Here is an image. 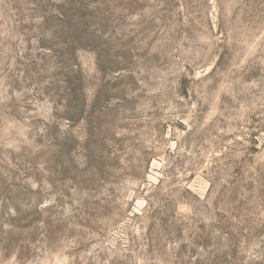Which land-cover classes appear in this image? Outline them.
<instances>
[{
  "label": "rangeland",
  "instance_id": "obj_1",
  "mask_svg": "<svg viewBox=\"0 0 264 264\" xmlns=\"http://www.w3.org/2000/svg\"><path fill=\"white\" fill-rule=\"evenodd\" d=\"M0 264H264V0H0Z\"/></svg>",
  "mask_w": 264,
  "mask_h": 264
}]
</instances>
